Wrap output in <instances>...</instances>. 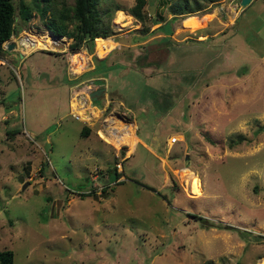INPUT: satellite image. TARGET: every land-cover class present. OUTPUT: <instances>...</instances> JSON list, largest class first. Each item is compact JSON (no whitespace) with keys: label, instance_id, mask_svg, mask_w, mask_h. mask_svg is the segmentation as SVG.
<instances>
[{"label":"rangeland","instance_id":"rangeland-1","mask_svg":"<svg viewBox=\"0 0 264 264\" xmlns=\"http://www.w3.org/2000/svg\"><path fill=\"white\" fill-rule=\"evenodd\" d=\"M182 1L146 0L141 24L127 11L134 0H97L107 38L0 54V248L13 264H264V0H195L202 9L171 18ZM31 14L15 26L46 47L51 33ZM155 14L164 37L129 45ZM96 75L110 103L82 136L70 109ZM105 95L89 103L101 108ZM85 109L79 118L97 115ZM116 114L149 148L130 153L133 125ZM109 121L126 126L118 142L99 132L110 146L93 132Z\"/></svg>","mask_w":264,"mask_h":264},{"label":"trees","instance_id":"trees-1","mask_svg":"<svg viewBox=\"0 0 264 264\" xmlns=\"http://www.w3.org/2000/svg\"><path fill=\"white\" fill-rule=\"evenodd\" d=\"M54 0H0V54L3 49L2 43L9 36L20 31L21 28H16L15 22H27L32 17V9H34L43 19L46 29L55 37L66 36L71 40L69 48L71 50L78 49L82 43L93 42L94 38H107L110 34V27L105 26L99 16L96 5L97 0H72L71 5H62L60 9H55ZM146 0H134V3L127 10L128 13L141 24L146 19L147 12L144 7ZM202 9L195 0H184L169 8L171 18L178 14H192ZM51 10V15L46 17V12ZM156 22H163L160 14H155ZM68 25L70 27L68 28ZM161 24L157 27H160ZM141 30V29H140ZM7 132V131H5ZM87 134V128L83 127L80 135ZM241 142V137L236 136L235 139H230L228 145ZM113 169V170H112ZM109 173L110 178L114 176V180L120 175H117L115 167ZM112 180V179H111ZM108 178V182H110ZM92 194L90 191L78 193V197H86ZM201 218L200 216H193ZM205 221V220H204ZM218 227H221L219 224ZM222 228H227L223 226ZM0 264H13V253L10 249L0 248Z\"/></svg>","mask_w":264,"mask_h":264},{"label":"crops","instance_id":"crops-1","mask_svg":"<svg viewBox=\"0 0 264 264\" xmlns=\"http://www.w3.org/2000/svg\"><path fill=\"white\" fill-rule=\"evenodd\" d=\"M206 15V14H205ZM204 15V19L207 17V16H209V15H206L205 16ZM212 16H214V14H212ZM169 18H167L166 20H168ZM211 19V18H210ZM209 19V20H210ZM208 20V21H209ZM164 21V20H163ZM162 22H157V24H155V25H153L149 30H148V32L150 33V34H147V32L144 34V35H139V36H144V38L142 39V40H140V41H132L129 45H140V44H145V43H148V42H150V41H153V40H159V39H162L163 37H164V34L162 33V32H160L159 31V28L161 27H157V26H159L160 24H161ZM190 25V24H189ZM193 25V24H192ZM205 25V24H204ZM203 25V26H204ZM200 26H198V27H196L195 29H197V28H199ZM173 32L171 33V34H169V37L173 40V41H175V42H179L177 39H176V37L178 36V35H182L180 32H182V31H184L185 30V28H183L181 25H178V22L177 23H175L174 25H173ZM135 35H138V34H135ZM149 39V40H148ZM188 39V38H187ZM184 40V39H183ZM115 45L116 46H119L120 45V43L118 42V41H116L115 40ZM125 46V45H124ZM127 46V45H126ZM114 48V47H113ZM111 50V49H110ZM109 50V51H110ZM7 51H15V49L13 48V47H11L10 48V50H7ZM87 51V50H86ZM109 51H107V53L104 55V56H102L101 58H97V60H99V59H103L105 56H107V54L108 53H110ZM88 54V53H87ZM2 55H4V53L2 52ZM1 55V56H2ZM4 56L3 57H0V65H1V63H3L4 62ZM6 62V61H5ZM89 62H90V65H89ZM89 62H88V69H90V70H92V69H94V67H93V62H92V60L91 59H89ZM86 69V68H85ZM84 69V70H85ZM83 70V71H84ZM97 78H102L101 76H91V77H89V79L87 80V82L86 81H81V87L82 88H80L81 90H80V94L82 93V92H85L86 91V87H87V85L89 86V85H95L96 87L93 89V90H95V89H98V88H103V92L101 93V94H104L105 95V84L103 85L102 83H96L95 82V79H97ZM91 81V82H90ZM103 80L101 79V81L100 82H102ZM101 84V85H100ZM83 86L85 87V88H83ZM92 90V91H93ZM82 94H84V93H82ZM101 94H99V95H97L96 96V98H98V96H100ZM105 97H106V95H105ZM86 98V97H85ZM69 102H70V98H69ZM89 102V101H88ZM108 103H110L109 101H108V99H107V97L105 98V100H104V103H103V106L101 107V108H96V107H94L93 105H91V104H89L88 103V106L89 107H91V108H93L95 111H97V115L96 116H93L92 114H91V118L88 120V121H84V122H86V124H85V126H83V127H86L87 128V134L89 135L91 132H92V128H91V125H92V123L93 122H95L97 119H98V117H100V116H102V114H103V112L105 111V109H106V106H108L109 104ZM119 115H117L116 114V117H118ZM121 118H124L126 121H128L130 124H132L133 125V134H134V136L137 138V141L135 142V144H134V146H133V149H132V151L130 152V153H132L133 152V150H134V147H135V145L137 144V143H141L142 145H144L145 147H147V148H149L146 144H145V142L143 141V140H141L137 135H136V123H135V121L134 120H131V119H128L127 117H125L124 115L123 116H121ZM82 121V120H81ZM106 124V123H105ZM105 124H102V125H100L98 128H95V130L93 131L94 132V134H95V136L100 140V141H102V142H105V143H107V145H111L110 143H108V142H106L101 136H99V132L100 133H103V131H104V129H103V126H105ZM102 126V127H101ZM82 127V128H83ZM81 128V129H82ZM103 130V131H102ZM81 131V130H80ZM175 139V138H174ZM170 143H169V141L167 142V144L165 145V148L166 149H168L169 147H170V145H169ZM113 145V144H112ZM125 146L126 147H128V144H126L125 143ZM128 149V148H127ZM116 150L118 151V148H116ZM115 155L117 156V153H115ZM128 155V154H127ZM123 156V158H127V157H124V155H122ZM121 156V157H122ZM117 172V171H116ZM116 180V179H115Z\"/></svg>","mask_w":264,"mask_h":264},{"label":"built area","instance_id":"built-area-1","mask_svg":"<svg viewBox=\"0 0 264 264\" xmlns=\"http://www.w3.org/2000/svg\"><path fill=\"white\" fill-rule=\"evenodd\" d=\"M27 32H24V35L26 34ZM23 35H21L20 36V34H19V32L17 31V32H14V33H12L11 35H10V37H9V41L10 42H12L13 43V48L15 49V50H18L19 52H20V54L21 55H23V54H26V53H28V52H30V51H32V50H35V49H47V50H49V51H52V52H60L61 50H62V52L64 51V48L62 47V49H54L53 47H52V44L51 43H48V44H46V47H36L35 45H33V46H31V47H29V46H24L23 44H21L20 43V41H19V39H20V37H22ZM50 37L52 38V40H53V42H55V43H60V44H62L63 45V42H62V40L61 39H59L58 37H55V36H53V35H50ZM13 38H15L16 39V41H15V39H13ZM96 38H94V40H95ZM94 44H95V42H94ZM3 48H5V45H3ZM71 54L72 53H70V55H69V57L71 56ZM87 54V53H86ZM68 71L73 75V74H75L76 72H74V71H72V69L70 68V63H69V58H68ZM88 66V62L86 63V65H85V67L81 70V71H83L86 67ZM79 73V72H78ZM87 82V81H86ZM91 82V81H90ZM78 87V86H77ZM96 86L95 85H87V89H86V91L85 92H82V93H84V94H80V92L78 93V94H76L75 95V109H73V110H71L70 109V111H71V115L72 116H74V118H77V119H79V120H82V121H88L90 118H91V114H89V115H87V119H81V118H79V116L77 115V112H79V111H81V112H83V114H88V112L87 111H89V110H86L85 108H86V106H88L87 105V103H86V100H88V101H90L89 100V98H88V93L89 92H91L94 88H95ZM85 88V87H84ZM80 90V87H78V89H76V91H79ZM75 91V92H76ZM73 93V92H72ZM74 95H72L71 94V96H70V101H71V99H72V97H73ZM86 97V98H85ZM85 99V100H84ZM89 103V102H88ZM90 104V103H89ZM70 106V105H69ZM122 121H124V122H128V121H126L125 119H123V118H121L120 116H118ZM103 129H104V131H103V133L102 134H104V135H106V136H112V135H114V134H116V133H118L119 132V129H118V127L115 125V124H113V123H111V121H109L108 123H106L105 124V126H103ZM174 138L175 137H172L171 138V143H172V141L174 140ZM122 143V142H121ZM124 144V143H123ZM120 159H123L122 157H120ZM114 167L117 169H121L120 168V163L119 162H117V163H115L114 164Z\"/></svg>","mask_w":264,"mask_h":264},{"label":"bare ground","instance_id":"bare-ground-1","mask_svg":"<svg viewBox=\"0 0 264 264\" xmlns=\"http://www.w3.org/2000/svg\"><path fill=\"white\" fill-rule=\"evenodd\" d=\"M22 39L26 40V41L29 42V44H31V45H37V44H39L38 41H37L34 37H30V36L28 37V36H25V37H22ZM20 40H21V39H19V41H20ZM48 43H51V44H52V47H53L54 49H61V48L63 47L62 44H60V43L57 44V43L53 42V40H52L51 37H49V39H48ZM111 123L115 124V125L118 127V129H119V132H118V133H116V134L110 136L111 141L118 142V141L122 140V139L120 138V136H121L122 133H124V128H125L126 126L123 124L124 122L113 121V122H111ZM130 126H131V125H130ZM131 127H132V126H131Z\"/></svg>","mask_w":264,"mask_h":264},{"label":"water","instance_id":"water-1","mask_svg":"<svg viewBox=\"0 0 264 264\" xmlns=\"http://www.w3.org/2000/svg\"><path fill=\"white\" fill-rule=\"evenodd\" d=\"M249 2V0H240V5L243 7ZM149 10L151 9V6H149ZM149 12H152L151 10ZM2 45H5L6 50H10L11 47H13V43L10 41L3 42ZM3 47V46H2ZM103 92V88L95 89L88 93V98L90 101H93L96 99V96L101 94ZM18 182L21 183V189H23L26 186V182H22V177L20 175L17 176Z\"/></svg>","mask_w":264,"mask_h":264},{"label":"clouds","instance_id":"clouds-1","mask_svg":"<svg viewBox=\"0 0 264 264\" xmlns=\"http://www.w3.org/2000/svg\"><path fill=\"white\" fill-rule=\"evenodd\" d=\"M16 32H17V31H16ZM49 33H50V32H49ZM51 35H52V34H51ZM9 37H10V36H9ZM6 41H9V38H8L7 40H5L4 42H6ZM11 43H12V42H11ZM2 46H3V45H1V47H2ZM2 49H3V50H6V48H3V47H2ZM75 50H76V49H75Z\"/></svg>","mask_w":264,"mask_h":264}]
</instances>
